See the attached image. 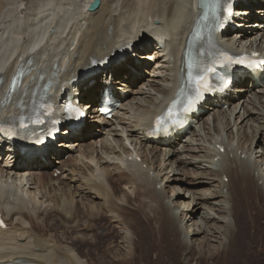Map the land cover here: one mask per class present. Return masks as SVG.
I'll return each instance as SVG.
<instances>
[{
	"label": "bare ground",
	"instance_id": "bare-ground-1",
	"mask_svg": "<svg viewBox=\"0 0 264 264\" xmlns=\"http://www.w3.org/2000/svg\"><path fill=\"white\" fill-rule=\"evenodd\" d=\"M92 1L0 0V55L8 50L12 52L0 64V118L19 116L40 91L49 92L52 84L60 93L92 61L144 33L147 36L155 29L163 30L171 50L158 56L149 76L150 64L145 67L141 57L133 56L138 46L135 39L124 57L93 72L84 82L80 79L77 85L81 101L87 98L88 106L99 101L104 81L126 85L131 94L112 119L102 120V125L86 124L80 137L59 143L67 147L65 150L51 147L48 154L25 159L17 154L18 163L9 164L8 160L0 163V209L9 225L6 230L0 228V262L191 264L196 260V264H264V226L259 222V213H264V75L255 84L245 80L236 86L234 91L239 93L233 95L236 100L227 96H215L211 100L209 107L216 111L214 119L229 115L224 126L228 133L225 136L218 128L216 136L210 137L211 146H205V155L196 153L199 146L184 145L187 138L175 144L179 135L172 143L165 144L169 147L154 144L147 134L151 124L148 117L153 118L183 83L184 49L199 15L195 2L101 0L100 6L92 11L88 9ZM252 4L253 0H249L244 5ZM257 6L253 16L264 19V0H259ZM40 29L47 33L37 46L31 47L30 34ZM12 43L14 46L9 49ZM231 44L255 46L264 55V28H248L240 38L231 40ZM141 54L145 58L152 52ZM139 69H144V73L139 74ZM147 74L149 77L145 78ZM140 79L141 84L133 87ZM13 80H18L14 90ZM225 103L227 108H223ZM97 106L100 105L94 108ZM239 120L241 127L237 133L244 129L240 135L246 138L248 146L234 135ZM192 131L199 130L196 127ZM99 133L104 137H99ZM75 137L77 140H73ZM86 137L91 138L84 141ZM257 137L261 138L258 143ZM181 143L190 157L183 158ZM49 154L59 155L55 161L60 163L59 167L52 163ZM187 157L191 159L186 160ZM200 157L207 162H200V166L209 170L196 172L199 178L195 184L210 185L209 192L203 190L200 198L193 196L187 201L188 192L181 195L176 184L171 187L176 196H170L160 177L162 173L169 166L175 172V167L189 161L199 166L196 159ZM159 159L165 167L158 163ZM42 165L45 170L40 169ZM58 169L62 170L61 175L55 176ZM183 170L184 174H190L186 168ZM115 175L125 177L124 187L129 186L130 190L116 189ZM174 181L181 178L175 176ZM213 199L216 201L212 202ZM202 203H210L213 210L220 212L219 216L207 211L201 223L189 224L197 219ZM240 207L246 210L250 227L248 223L238 229L244 213ZM52 214L58 226L47 223ZM101 219L109 224L105 228L98 225L101 228L113 226L118 230L117 245L108 243L110 232L97 230L95 222L100 223ZM218 221L223 224L218 226ZM71 229V234L77 236L75 241L68 234ZM216 239L219 245L214 249L211 241ZM233 242L236 243L231 248ZM88 244L96 247V258L91 253L83 255L81 248Z\"/></svg>",
	"mask_w": 264,
	"mask_h": 264
},
{
	"label": "rangeland",
	"instance_id": "rangeland-1",
	"mask_svg": "<svg viewBox=\"0 0 264 264\" xmlns=\"http://www.w3.org/2000/svg\"><path fill=\"white\" fill-rule=\"evenodd\" d=\"M152 69H153V67L150 69V73H149V76H150V74H152ZM148 71V70H147ZM148 76V74L145 76V78H148L149 77ZM141 82H142V80L140 79L139 81H138V83L137 84H135L133 87H135V86H138V85H140L141 84ZM231 107H232V104H231ZM229 110V109H228ZM216 111H213V110H210L209 112H207L204 116H203V120H201V123L199 124V126H197V130H199V131H197V132H193V133H191L190 135H189V138L187 137V142H189V143H187V142H185V143H183L184 145H189V146H193V147H198L199 146V148H198V150L196 151V153L197 152H199V154L201 155V156H203V155H205V153L207 152V146H211V143H209L210 141H211V139L212 138H210V137H212V136H216V133H217V129L219 128V129H221V131H223L222 133L226 136V134L228 133L227 132V130L225 129L224 130V126L226 125L225 123L228 121V117H229V115H227V116H223V115H220L219 116V118L218 119H214V113H215ZM227 113H230V111H227ZM235 117H233V119H234ZM220 119V120H219ZM219 120V121H218ZM235 120V119H234ZM234 120H233V123H234ZM241 120V119H240ZM238 121V126H236L235 128H234V135L236 136V139H237V137H239V139H241V142L242 143H244V144H246V146H248V142L246 141V138L245 137H243L242 138V135H240V131H242V130H244L243 128L237 133V128H240L241 127V124H240V122L241 121ZM236 121H237V119H236ZM201 126V127H200ZM205 127V128H204ZM209 132V133H208ZM99 137H104L103 135H102V133H99V135H98ZM193 136V137H192ZM91 137H86L85 139H84V141H89V139H90ZM194 138V140L192 141V139ZM195 139H197L196 141H195ZM236 139H234V141H236ZM258 139H261V138H259V137H257V140H256V142L258 143ZM195 141V142H194ZM212 141H213V139H212ZM237 142V141H236ZM247 142V143H246ZM260 142H262V140L260 141ZM182 143H181V145H180V149H181V153H183L182 155H183V158L185 159V156L186 155H188L187 153V147L186 148H183V145ZM126 145L127 146H129V147H131V145L128 143V142H126ZM206 146V147H205ZM255 146H256V144H255ZM80 147H77V150L79 149ZM132 148V147H131ZM183 149V150H182ZM185 149V150H184ZM203 151V152H202ZM78 152V151H77ZM185 153V154H184ZM95 154H96V152H95ZM189 157H190V155H188ZM189 157H187V159L186 160H190L191 158H189ZM68 158V156H66L65 157V159H67ZM161 159H159L158 160V163H161L162 165H164V167L166 166V164H164V162H162V161H160ZM197 160V164L199 165V166H196V165H194L193 163H191L190 161L187 163H183L181 166H179V167H175V169H176V171L174 172V171H172V168L169 166L168 168H167V170L165 171V172H163L162 173V175L160 176L161 178H162V180H163V185H165V189L167 190V192H168V194L170 195V196H172V197H174V196H176V191H172L171 190V187H173V186H176V184L177 185H179L180 186V188H176V190H177V192H179V193H181V195H183L185 192H188V198H186L187 199V201H190L191 199H193V196L195 197V199H198V198H200V196L202 195L201 193H203L202 191L204 190V191H206V192H209V190L207 191V188H209V186L210 185H197V184H195V179H198L199 177H196L197 175H196V172H203V173H206L209 169H207V167H204V165L203 166H200L201 164H199L200 162H204V163H207L205 160V158L204 157H200V159H196ZM203 160V161H202ZM57 166L59 165L60 166V163H55ZM176 164H177V166L179 165V163H177L176 162ZM175 164V165H176ZM58 166V167H59ZM171 168V169H170ZM183 168H186L187 170H189V172H190V174H184V170H183ZM207 169V170H206ZM206 170V171H205ZM52 171V170H51ZM61 172H62V170H59L58 172H56L55 173V176H58V175H61ZM175 176H178V177H180L181 178V181H174L173 182V179H174V177ZM125 178V177H124ZM124 178H121V176H118V175H115V177H114V179H113V184H114V186H115V188L116 189H123V188H125V189H127V190H130L129 188H127V187H129V186H127V187H124L125 185H124V182H125V179ZM183 178V179H182ZM121 181H120V180ZM167 180H171V181H168L167 182ZM226 181L228 180V177L225 179ZM48 186V185H47ZM213 188V187H212ZM186 190H188V191H186ZM174 195V196H173ZM201 200V199H200ZM212 202H214V201H216V200H211ZM211 201H210V203H211ZM263 201V200H262ZM264 202V201H263ZM206 204V205H203V203L201 204V210H200V213L198 214V216H197V219L196 220H194V221H190L189 222V224L191 223H194V224H199V223H201L202 222V220H203V218H202V216L204 217V215L206 216L207 214H205L207 211L208 212H210L211 213V215H214V216H219V214H220V212L218 211V210H213L212 208H211V204ZM224 203L227 205L228 203H229V201L228 200H226V201H224ZM125 205V204H124ZM123 204H122V206L123 207H125V208H127V209H130V206L128 207V205L126 206H124ZM186 206H187V204H185ZM229 205V204H228ZM227 205V206H228ZM186 206H184V208H185V210L187 209L186 208ZM194 206V203H191L190 204V207H193ZM181 209H179V211H180ZM239 210L240 211H242V213H243V216H242V220H241V222H239V228L238 229H241V227L242 226H245V225H247L248 223H249V221H248V217H247V212H246V210H244L243 209V207H240L239 208ZM82 212H81V215H82V217L81 218H83L84 219V216H85V214H84V211L83 210H81ZM256 211V210H255ZM255 211H253V212H255ZM221 214H223V213H221ZM264 214V213H263ZM263 214H261L260 215V213H259V222L261 223V225L262 226H264V215ZM263 216V217H262ZM44 218L46 217V215L44 214V216H43ZM230 217V218H229ZM245 217V218H244ZM47 219H49L48 221H47V223H49V222H52V223H54V226H58V224H57V218H55V215H53L52 214V216H48V218ZM83 219L81 220V223L83 222ZM223 219H225V218H223L222 217V220ZM226 219H228V220H230V221H232V223H234V220L232 219V217L231 216H227L226 217ZM244 220V221H243ZM242 221H243V223H242ZM98 222H100V223H97V222H95V224L97 225L96 227H99V229H97V230H99V231H104V232H106V230L108 231V232H110V235L108 236V243L110 244V246H112V245H117V243H118V241H120V238L117 236V232H118V230L117 229H114L113 228V226H111V227H109V228H107V229H103V228H105V226H108L109 224L107 223V221L106 220H104L103 221V219H101V221H98ZM109 222V221H108ZM242 223V224H241ZM217 224H218V226H220V225H222L223 223H222V221H218L217 222ZM241 224V225H240ZM250 224V223H249ZM248 224V226L250 227L251 226V224L249 225ZM98 225H103L104 227L103 228H101L100 226H98ZM193 227H194V225H193ZM74 228H77L76 226L74 227ZM189 229V227H187V230ZM59 230H61V229H59ZM73 229H71L70 231H69V236H74L73 237V239H71V240H76V238H77V236H75V235H73V233L71 234V231H72ZM251 230V229H250ZM239 232V234H240V231H238ZM105 234V233H104ZM203 236V235H202ZM236 240V239H235ZM117 241V242H116ZM219 242V240L218 239H216V242H212L211 241V244L213 245L212 246V248H214V249H217L218 247V242ZM227 241H230V238H227L226 239V243L227 244H229V242H227ZM234 244H232L231 243V248L235 245V243L236 242H233ZM218 244V245H217ZM81 250H82V252H83V255L85 256L86 254H89V253H91L92 254V256L94 257V258H96V247L95 246H90L89 244L86 246V245H84L82 248H81ZM107 252H105V254H106ZM105 257H108L107 256V254H106V256ZM83 259H85V258H83ZM105 259H108V258H105ZM86 260V259H85ZM85 260H82V261H84L85 262ZM108 260H110V259H108ZM191 264H196V260H194Z\"/></svg>",
	"mask_w": 264,
	"mask_h": 264
},
{
	"label": "snow or ice",
	"instance_id": "snow-or-ice-1",
	"mask_svg": "<svg viewBox=\"0 0 264 264\" xmlns=\"http://www.w3.org/2000/svg\"><path fill=\"white\" fill-rule=\"evenodd\" d=\"M237 62L243 63V61H237ZM211 71H214V69L213 68H206V69L203 70V74H200V75H193L191 73V71H189V79L192 82V84L195 85V90H196L197 96L200 95V89L201 88L206 89L208 87V83H207V79H206V74H207V72H211ZM15 83H16L15 80H13V90L15 88ZM174 115H176V114L173 113L170 110L169 111V116L172 117ZM158 123H159V121H158Z\"/></svg>",
	"mask_w": 264,
	"mask_h": 264
},
{
	"label": "water",
	"instance_id": "water-1",
	"mask_svg": "<svg viewBox=\"0 0 264 264\" xmlns=\"http://www.w3.org/2000/svg\"><path fill=\"white\" fill-rule=\"evenodd\" d=\"M101 0H94L91 4L89 9L90 10H95L100 6Z\"/></svg>",
	"mask_w": 264,
	"mask_h": 264
}]
</instances>
